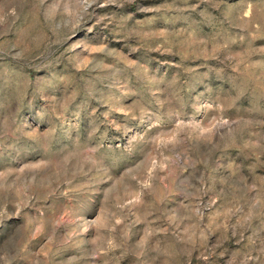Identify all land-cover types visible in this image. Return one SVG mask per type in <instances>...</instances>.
Wrapping results in <instances>:
<instances>
[{"label": "rangeland", "instance_id": "374dc122", "mask_svg": "<svg viewBox=\"0 0 264 264\" xmlns=\"http://www.w3.org/2000/svg\"><path fill=\"white\" fill-rule=\"evenodd\" d=\"M0 264H264V0H0Z\"/></svg>", "mask_w": 264, "mask_h": 264}]
</instances>
